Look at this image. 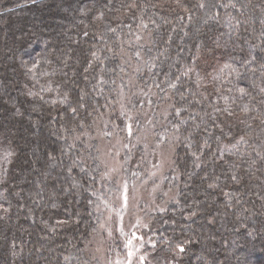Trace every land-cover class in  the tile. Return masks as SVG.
<instances>
[{
  "label": "trees",
  "instance_id": "obj_1",
  "mask_svg": "<svg viewBox=\"0 0 264 264\" xmlns=\"http://www.w3.org/2000/svg\"><path fill=\"white\" fill-rule=\"evenodd\" d=\"M235 2V8L204 10L198 0H0V204L9 209L0 210V264L94 263L89 248L103 221L102 204L118 183L104 175L98 141L74 140L70 130L94 133L102 118V127L119 130L129 184L149 176L138 137L143 125L173 149L146 204L145 264H264V167L257 162L249 178L247 155L223 151L220 159L217 151L240 136L248 141L241 152L264 151V124L241 111L249 104L264 113L258 103L264 99V5ZM251 56L256 61L244 64ZM186 68L193 69L187 76ZM101 75L106 83L98 82ZM238 87L255 102L241 99ZM79 103L85 107L73 116L70 108ZM226 107L235 115L215 112ZM130 122L131 136L124 130ZM234 172L243 176L239 185L229 178ZM216 177L219 186L209 187ZM70 220L79 222L58 224ZM185 240L191 243L177 256L175 244Z\"/></svg>",
  "mask_w": 264,
  "mask_h": 264
},
{
  "label": "rangeland",
  "instance_id": "obj_2",
  "mask_svg": "<svg viewBox=\"0 0 264 264\" xmlns=\"http://www.w3.org/2000/svg\"><path fill=\"white\" fill-rule=\"evenodd\" d=\"M105 123L104 118L96 120L95 126H93L94 133L90 132L87 138L90 141L92 139L98 141L101 161L105 168L104 175L108 179H115L118 183V190L112 196L109 194V200L102 204L103 221L94 234V239L89 248L93 264H115L117 260L126 262L128 249L125 244L133 232L137 236L143 237L144 227L142 225L148 222L144 217L147 210L146 204L150 202L152 193L158 188L159 181L170 167L173 158V149L170 146L159 144L150 126L148 124L143 125L138 137L145 146L149 176L143 181L129 184L121 171L122 164L119 157V139L121 136L119 130L109 131L102 127ZM130 123L132 124V122ZM105 133H112V135L108 136ZM124 184H127L126 208L123 206ZM137 221L141 222L140 225H137ZM121 227H123L124 235L121 234ZM109 231H111V235H109ZM144 240V237L142 240H133V250H138L137 256L146 255ZM132 264H138L136 257L132 258Z\"/></svg>",
  "mask_w": 264,
  "mask_h": 264
},
{
  "label": "snow or ice",
  "instance_id": "obj_3",
  "mask_svg": "<svg viewBox=\"0 0 264 264\" xmlns=\"http://www.w3.org/2000/svg\"><path fill=\"white\" fill-rule=\"evenodd\" d=\"M176 3L179 4L180 0H176ZM261 5H264V0H261ZM244 6H249V5H244ZM244 6H242V7H244ZM131 7L135 8V7H137V5L133 4V5H131ZM196 7L199 8V9H204V10H209V9L215 10L217 7H221V8L232 7V8H235L236 7V2H235V0H229L228 4H224L223 0H198V3L196 5ZM184 11L188 12V9L185 8ZM259 11L262 14H264V6H259ZM100 15L102 17L103 13H101ZM218 15H219V13L214 11L213 18L218 17ZM232 19L235 20V18H232ZM152 23H154V21ZM235 23L237 25H239L241 22L239 20H235ZM141 26L143 28H147L148 27V25L145 24L142 20H141ZM109 30L111 32H113V33L116 32L115 28H110ZM84 35H88V33H84ZM140 39H141V37L137 36V40H140ZM134 55L137 58H139L141 56V53L139 51H136L134 53ZM91 56H92V58H94L96 60L99 59V57L97 56L96 52H92ZM255 61H256V57L255 56H251L249 60H247V61H245L243 63L248 65V66H250ZM86 63H87V67L85 68V71H88L89 68H92V63L90 61H88L87 59H86ZM35 67H36V65L33 64V68H35ZM152 67H155V64H152ZM225 67L226 68H230L232 70V72H234L236 74L237 77H239L241 75L240 70L237 69V68H233L232 65H230V64L229 65H225ZM259 67H260L261 70H264V64L260 65ZM137 71H139V69H137ZM191 71H193V69L186 68V70H185V72L183 74L185 76H187L188 73L191 72ZM179 79H180L179 77H176V82H169V87L172 88V89L177 88V84L179 83ZM98 82L106 83L107 81H105L104 77L101 75V76L98 77ZM113 83H115V82L113 81ZM121 87H123V85ZM236 91L239 93V96H240L241 99L247 97L250 103L255 102V97L252 96V93L250 91H248V89H246L244 87H238L236 89ZM259 91H260V93L264 94V87L260 88ZM67 99H68L67 94H64L63 100L61 102H66ZM258 103H260L261 105H264V99L260 100ZM84 107H85V105L83 103H79L77 107H71L70 108V112L73 114V116L79 115L80 109H83ZM122 107H123V105H122ZM94 111H95V109H94ZM241 111L246 116H248L250 119H258L262 124H264V113H260L257 109H255L254 106L250 107L249 104H243V105H241ZM254 111L257 112V114L255 116H249V114L254 112ZM176 112H177V115H179L180 109H176ZM215 112H217V113L223 112V114H224V116L226 118L227 117H232V116L235 115V113L232 110H230L229 108H227V107L224 108L223 110L217 108V109H215ZM124 114L125 113L122 111L121 115H124ZM212 118H213V120L215 122V117L213 116ZM129 119H131V117H129ZM76 124H77V127H79V128H82V129L86 128V126L83 124L82 121H77ZM215 126L219 127L220 125L219 124H215ZM61 127L64 129V132H66V133L69 132L68 128H64L63 125H61ZM174 127H176L178 129L179 125H176ZM248 127H251V125H248ZM124 130L128 133L129 136H131L133 134L132 124L131 123H127ZM70 131L74 134L73 135V139L74 140H80L82 136L89 135V133L87 131H83L80 134H75L76 133V128H72ZM205 131H207V129H205ZM105 135L111 136L112 133H105ZM65 139H67V136H65ZM174 139H179V137H175ZM247 143H248V141L245 138V136H240L239 140L236 143L232 144L230 147L229 146H224L223 149L218 147L217 151L220 153V159H223V151H233L234 150L233 154L239 152L241 155H247L250 158V163H249V171L246 173V175L249 178H251L255 174L254 171H253V168H254V166L256 165L257 162H259L261 164V166L264 167V151H261L259 149L253 148L252 152L255 153L254 157L252 156V153L241 152V146L247 145ZM204 146L210 147V145H208L207 141L204 142ZM189 147H191L190 144H189ZM192 155L194 157H196L197 161L200 160V157L197 155L196 152H193ZM11 156H12L11 152L6 153L4 155V157H3V159L4 160H9V158ZM56 159H57V157L55 155H52L50 153L48 154V160L49 161L55 162ZM73 163L75 164L76 162L74 161ZM66 171L70 173L72 171V168H70V167L66 168ZM81 171H84L83 167H81ZM237 171H238V169H237ZM229 178L231 179V181L234 184H237V185L241 184L242 181H243V176L237 175V174H235V172ZM216 181L217 182L209 184L208 186L209 187H218L219 186V184H218L219 177H216ZM0 183H2V181H0ZM75 187H76V185H73L72 188L68 189L69 194H71L73 188H75ZM123 191H124L123 206L126 208L127 207V200H128V197L126 195V193H127V184L123 185ZM225 195L227 196L229 194L225 193ZM260 199L262 201H264V196H261ZM89 203H92V202L89 201ZM105 203H107V202H105ZM0 210H2L4 213H7L9 211V209L3 207V204H0ZM158 210L163 212L166 209L158 208ZM195 214H196L195 212L192 213V215H195ZM0 219H3V217H0ZM78 222L79 221H77V220L58 221V224L78 223ZM140 223H141L140 221H137V225H140ZM142 226L143 227H147L146 224H144ZM133 227H135V226H133ZM53 231H55V229H53ZM120 231H121L122 235L125 234L124 230H123V227H121ZM109 235H111V231H109ZM142 239H143V237L137 236L135 232L131 233L130 238L127 240V243L125 244V247L128 249V251L126 253V262L117 260V261H115V264H132V258L133 257H136V259L138 261V264H145V259H146L145 256L144 255H138L137 256V251L138 250L137 251L133 250L134 249L133 240H142ZM190 243H191L190 240H185L183 242L176 243L175 247H174V251L176 252V255L179 256L181 254H185L186 251H187L185 245L190 244ZM12 247L13 248L16 247L15 243L12 244Z\"/></svg>",
  "mask_w": 264,
  "mask_h": 264
}]
</instances>
